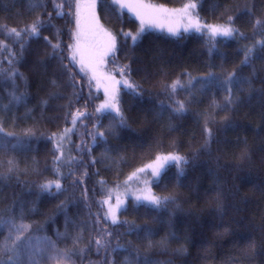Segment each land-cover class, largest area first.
I'll list each match as a JSON object with an SVG mask.
<instances>
[{
  "label": "trees",
  "instance_id": "1",
  "mask_svg": "<svg viewBox=\"0 0 264 264\" xmlns=\"http://www.w3.org/2000/svg\"><path fill=\"white\" fill-rule=\"evenodd\" d=\"M171 7L182 6L187 0H148ZM245 9H251L249 14ZM67 13L69 9L65 7ZM74 13V0L73 8ZM199 17L206 23L224 24L228 16L235 17L234 26L244 34V38L222 40L218 38L215 50L210 37L198 33H182L172 37L167 32L151 30L145 33L135 45L129 39L124 44L119 35L121 29L135 32L137 20L125 11L123 22L116 21L114 15H108L98 5L100 21L118 35L120 51L116 53L120 65L128 64L131 68L130 79L142 89L141 97H133L121 87L120 107L125 117L126 127L112 128L111 117L105 114L100 120L101 131H106L105 142L93 146L91 155L83 154V163L74 168L77 177L87 168L88 175L83 177L85 183L76 188L71 186L73 177L62 181L68 189L57 197L41 196L38 185L45 180L54 179L52 172L53 143L47 139L52 133H60L65 127H71V113L77 109L85 110L90 119L84 120L86 127L77 124L75 134L71 137V150L65 148V157L69 155L80 159L76 145L82 141L91 143L86 132L92 130L95 109L105 100L101 89L89 85L90 75L80 73L77 64L71 67L73 74L69 79L68 70L64 69L59 59H48L51 51L43 40L48 36L56 42V31L60 30L59 39L64 49V56L69 55L68 45L74 43L75 15L54 18L53 28L43 31L41 37L30 41L21 49L14 43V37L0 40L11 51L0 49V106L9 104V94L13 84L8 80L11 71L21 74L15 80L17 94L23 93L26 102L12 105L7 111H0V122L6 132L22 135L26 129L36 132L30 144L15 150L0 151V171H7V161L13 159L17 172L11 180L0 181V213L7 215L9 208L15 209L17 222L23 211V222L32 225V237L48 238L58 241L57 247L71 248V237L64 239L57 233L66 231L64 216L56 210L57 205L65 199H80L76 207L68 209L69 215L77 220H87L89 214L95 220L107 210L99 202L112 190L111 204L116 195L126 198L124 210L119 212L121 221L127 220L141 227L152 228L155 235L152 240L158 242L169 238L168 251L153 249L149 255L171 264H264V52L257 53L250 67L238 68L243 59V50L257 39L264 38V0H200L197 9ZM55 17L52 0H45L43 10H30L27 0H0V26L17 29L31 23L37 15L47 19L48 13ZM256 19L262 23L253 29ZM0 28V31H6ZM14 54V57L12 56ZM12 63H9V59ZM44 60L42 65L40 60ZM64 64H68L67 59ZM111 58L103 69L119 79V73L113 71ZM253 68L256 77L252 79L251 90L246 84L237 95L241 102L229 109H214L213 92L217 102H222L223 93L209 90L201 94L200 84L192 89V102L183 116H172L171 109L161 112L159 104L166 101L163 89L177 78L186 82L188 77L202 78L208 72H214L222 78L227 73L237 70L242 76L249 77ZM57 81L53 87L51 81ZM80 92L78 103L68 106L74 99V89ZM251 92V94H250ZM56 93L59 98L49 99ZM91 95V99L88 97ZM181 93L177 98L184 99ZM250 97V98H249ZM48 100V104L42 102ZM88 100L85 108V101ZM167 102V101H166ZM65 113L68 119L65 121ZM114 115V113L112 114ZM209 119L213 136L206 145L204 120ZM225 118L230 127L225 128ZM178 153L190 161L185 175L177 183L175 166H171L159 185L152 184V192L157 195L175 196V203H170L166 210L157 214L144 206L137 207L130 191L117 188L135 169L156 156L165 153ZM246 154V157H245ZM96 159L91 164L92 158ZM245 157V158H242ZM67 171V169H63ZM103 181V183H100ZM221 189L223 214L217 211L216 188ZM88 191V201L81 199L84 189ZM22 201L23 209L14 201ZM35 208V211L31 209ZM99 227H104L101 223ZM127 226L119 227L117 232H125ZM71 232V229H68ZM7 230L5 229V234ZM174 234L175 239L171 238ZM97 233L86 230L79 247H84L89 239ZM0 239H3L0 236ZM132 245L145 251L146 240H138L135 235H124L120 243ZM116 240L113 238V244ZM255 245V254L246 253L249 244ZM41 246H44L43 244ZM184 250L176 255L175 250ZM123 253L115 257L116 264H121ZM74 264H99L101 256L93 250L85 255L81 262L73 258ZM41 264H54L43 260Z\"/></svg>",
  "mask_w": 264,
  "mask_h": 264
},
{
  "label": "snow or ice",
  "instance_id": "2",
  "mask_svg": "<svg viewBox=\"0 0 264 264\" xmlns=\"http://www.w3.org/2000/svg\"><path fill=\"white\" fill-rule=\"evenodd\" d=\"M30 10H43L45 6V0H27ZM54 7L55 17L52 12L48 13L47 19H43L40 15L29 24L17 29L16 27H7L6 25L0 26V28H6V31H0V35L5 39H14V43H19L21 49L30 41L41 37V33L46 30H50L54 27L52 20L54 18H63L64 16L75 15L76 30L73 32L74 43H70L68 47L69 55L66 58L63 54L64 49L59 39L61 32L59 29L56 31L57 40L55 43L49 39L48 36H44L43 40L46 42V46H50L51 51L47 53L48 59H59L64 69L68 70L69 79H72L71 67L75 64L79 65L80 73H91L89 77V85L92 81L96 82L97 88L104 85L105 100L95 109V120L92 130L86 132V135L91 138L90 144H85L83 141L76 145V151L80 154V159L76 156L69 155L65 157V148L71 150V137L75 134L77 124L83 127L85 119H90L91 116L87 111L77 109L71 113V127H65L60 133H52L47 137L53 143V162L52 172L55 176L54 179L45 180L38 185L39 193L37 198L41 196L57 197L68 189L64 186L62 181L68 177H73L71 186L76 188L79 185H83L85 180L83 177L88 175L87 168L89 165H84L85 171L80 177L76 176L74 168L79 167L83 163V154L91 155L93 146L98 142H105L107 135L106 131H101L100 120L105 114H108L113 124L112 128H124L126 127L125 117L120 107V90L121 87L127 94L133 97H141L142 89L131 79V68L128 64L120 65L116 59V53L120 51L118 46V35L111 29L105 28L100 23V18L97 15V6L99 5L106 14L114 15L116 21L123 22L125 10L131 16H134L139 21V27L133 33L131 31H125L121 29L119 35L123 37L124 44H127L128 40L132 41L135 45L140 41L143 35L153 29L160 31H167L172 37H180L182 33H199L201 35H207L212 40V47L209 48V54L215 50L216 43L219 42L218 38L222 40H235L237 37L244 38V34L239 32L234 26L233 16H228L226 23L224 24H207L200 20L197 9L200 7V0H187L182 8L167 9L163 5H154L148 0H74L75 12L73 8V0H52ZM65 7L69 9L66 13ZM249 14L251 9H245ZM262 21L256 19L252 27L255 29L260 25ZM90 34L92 37L102 36L103 46L97 48L95 45L82 46L81 40L86 35ZM0 49L11 51L4 40H0ZM264 52V38L257 39L254 44L247 46L243 50V59L238 65V68L250 67L251 62L257 53ZM14 57V54H12ZM111 58L113 64V71L119 73V79L111 73H100V68L106 65ZM69 61L68 64H64V60ZM12 59H9V63H12ZM40 64H44L42 59ZM21 74L17 71H11L8 74V80L13 84V90L9 94V104L0 106V111H7L12 105H22L26 102V96L23 93L17 94L15 80L20 77ZM256 77V69L253 68L252 74L249 77L242 76L237 70L227 73L223 78L214 72H208L202 78H194L189 76L186 82L177 78L170 84H165L163 89L166 94V101H161L159 104L160 111H166L171 109L172 116H183L189 110V104L192 102V89L196 84H200V92L203 94L209 90H215L223 93L222 102H217L215 99V92H213L212 106L214 109H229L241 102L240 97L237 95L239 91L243 90L244 85H248L251 90L252 79ZM53 87H56L57 81L53 79L51 81ZM70 86L74 89V99H70L68 106L73 103H78L81 98L80 92L75 91V83ZM186 94L184 99L177 98L179 94ZM251 94V92H250ZM59 98L58 94L52 93L49 99ZM250 98V97H249ZM91 99V95L88 97ZM44 105L48 104V100L42 102ZM88 100L85 101V108L87 107ZM114 113V115H112ZM68 119V113H65V121ZM224 127H230L225 118ZM204 132L206 134V145L212 140L213 132L209 126V119L204 120ZM33 138H37L36 132L32 129H26L22 135L18 136L14 132H6L3 123L0 122V151L15 150L18 147L30 144ZM246 157V154H245ZM242 157V158H245ZM97 161L93 157L90 161L91 164H95ZM190 161L187 157L178 153H168L166 155H158L156 159L149 165H145L142 168L136 169L128 179L124 182L125 185L129 184L133 178L140 179L141 173L150 177L144 180L145 185H159L171 166L176 168V181L180 182V178L185 175V171L189 166ZM7 171H0V181L11 180L12 174L17 172V164L13 159L7 161ZM2 167V165H0ZM67 169L64 171L63 169ZM103 183V181H100ZM129 190L126 188L124 195L127 196ZM222 191L217 186L216 188V200L218 202L217 211L222 215L224 206L221 201ZM88 191L85 188L81 199L85 202L88 201ZM112 190H109L108 196L103 201L99 202L102 206H107V210L101 217L96 215L95 220H92L91 214L87 220H77L73 216L69 215L68 209L70 207H76L81 201L80 199H65L61 201L56 210L58 213H62L64 216V223L66 231L63 233H57L58 237L68 239L71 237L73 247L71 248H59L57 247L58 241H51L48 238L32 237V225L23 222V211L20 214V221L17 222V216L15 209L9 208L7 215L0 213V264H41L43 260L53 261L54 264H74L73 258L79 257L81 262L85 255L93 250L97 255L101 256L99 264H116L115 257L123 253V259L121 264H171V261H160L153 259L149 253L155 249L160 252L168 251L169 238L166 237L158 242L152 240L155 232L152 228L141 227L129 222L127 220L121 221L117 215L118 212L124 210L125 200L121 199L120 195H116L115 204H111ZM175 196L169 195H157L152 192L150 186L145 189H140L139 194L135 195L134 200L137 207L144 206L151 209L157 214L166 210L170 203H175ZM18 204L23 209L22 201H14V205ZM35 211V208L31 209ZM103 223L104 227H99ZM126 227V231L121 233L116 229L119 227ZM5 229L7 230L5 234ZM71 229V232L68 231ZM86 230L97 233L94 240L89 239L84 247H79L83 240V235ZM124 235H135L138 240H146L145 251L141 252L139 248L132 245V241H128L126 244L120 243V238ZM113 238L116 242L113 244ZM172 239H175L174 234L171 235ZM44 246H41V245ZM184 250L176 249L175 254L180 255ZM246 253L249 256L255 254V245L249 244L246 249ZM235 264V261L233 262Z\"/></svg>",
  "mask_w": 264,
  "mask_h": 264
},
{
  "label": "rangeland",
  "instance_id": "3",
  "mask_svg": "<svg viewBox=\"0 0 264 264\" xmlns=\"http://www.w3.org/2000/svg\"><path fill=\"white\" fill-rule=\"evenodd\" d=\"M148 2H150V3H152V4H154V5H163V4H158V3H155V2H151V1H148ZM163 6H165L167 9H169V10H171V9H178V8H182L183 7V5L182 6H177V7H171V6H169V5H163ZM97 15H98V6H97ZM126 12H127V10H125ZM132 17H134V16H132ZM135 18V17H134ZM201 20V19H200ZM202 21V20H201ZM138 22V27H139V21H137ZM202 22H204V21H202ZM100 23L101 24H103L101 21H100ZM204 23H206V22H204ZM207 24H213V25H215L216 23H207ZM104 26H105V28H109V27H107L105 24H103ZM137 27V28H138ZM110 29V28H109ZM75 30H76V28H75ZM155 30H158V29H155ZM164 32H167L166 30L164 31ZM134 33V32H133ZM199 34V33H198ZM205 36H207V35H205ZM208 37V36H207ZM81 45L82 46H88V45H95L97 48H102V46H103V37L102 36H96V37H92L90 34H86L83 38H82V40H81ZM78 65V64H77ZM79 66V65H78ZM100 73L101 74H105V73H107V72H105V70L103 69V66H101V68H100ZM90 76H91V73L89 72L88 73ZM93 82V84H94V86L97 88V85H96V82L95 81H92ZM98 89H101L103 92H104V94H105V91H104V85L103 84H101V86L98 88ZM104 102V101H103ZM102 102V103H103ZM101 103V104H102ZM100 104V105H101ZM166 154H168V153H165V154H160V155H166ZM157 157V156H156ZM156 157L153 159V160H151V161H149V162H146V163H144L143 165H141V166H139L138 168H142V167H144L145 165H149V164H151L155 159H156ZM137 168V169H138ZM136 171V169L134 170V171H132L121 183H120V185L118 186V190L119 191H125L126 190V188L133 194V195H135V194H139V190L140 189H145L146 187H148V186H150L151 187V185H145L144 184V180H146V179H148L149 177H150V172L148 173V175H145V174H143V173H141V174H139L140 175V179L139 180H137L136 178H133L131 181H129V184L128 185H125V181L128 179V177L133 173V172H135ZM151 189H152V187H151ZM121 199H124L125 200V204H126V198L124 197V196H122L121 197ZM114 204H115V202H114ZM117 215H118V217H119V212L117 213Z\"/></svg>",
  "mask_w": 264,
  "mask_h": 264
}]
</instances>
